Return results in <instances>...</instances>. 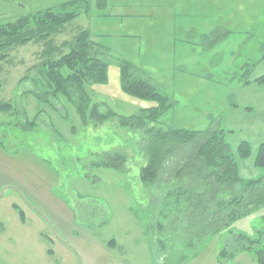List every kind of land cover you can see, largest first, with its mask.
Masks as SVG:
<instances>
[{
  "label": "rangeland",
  "instance_id": "1",
  "mask_svg": "<svg viewBox=\"0 0 264 264\" xmlns=\"http://www.w3.org/2000/svg\"><path fill=\"white\" fill-rule=\"evenodd\" d=\"M65 1L0 0V24ZM250 1L256 4L245 6L246 15L262 17L230 26L236 32L213 49L220 60L213 68L208 67L209 49L202 48L175 71L177 78L167 81L171 70L163 69L166 58L162 61L160 47L145 54L143 63L151 69L135 67L137 76L152 77L159 91L175 101L161 122L194 130L211 126L226 130L225 138L246 179L264 175V167L254 164L264 142V86L256 89L258 85L240 84L243 63L254 64L251 78L264 74V0ZM231 6L220 8L228 15ZM100 12L116 10L110 4L104 9L94 7L90 14L67 23L51 43L32 41L0 50V56L8 55L0 59V102L14 105L12 111H0V264H258L250 251H235L226 260H220L219 253L224 247L234 252L238 232L252 236L264 227V205L233 222L232 232L209 235L194 248L179 237H164L157 220L165 190L156 185L147 188L140 181V169L146 162L139 150L143 132L120 127L117 119L85 126L65 97L48 95L46 100L37 96L48 90L39 65L42 51L53 47L48 54L56 58L69 51L63 42L81 30L102 29L112 35L103 39L112 42V48L101 52L110 62L109 79L86 85L92 103L103 102L121 115L157 104L133 97L121 87L119 63H133L129 57L137 55L131 38L125 36L134 30L133 21L104 20L97 17ZM254 23V32H250ZM241 40H245L244 46H240ZM180 61L174 57L173 64ZM248 102L252 109L247 108ZM31 121L36 123L30 125ZM243 141L252 147L251 156L244 159L237 157ZM110 151L127 154L124 170L95 165ZM13 204L25 212V223ZM159 238L166 240L170 250L174 248L170 254H164ZM112 240L118 245L110 246Z\"/></svg>",
  "mask_w": 264,
  "mask_h": 264
},
{
  "label": "trees",
  "instance_id": "2",
  "mask_svg": "<svg viewBox=\"0 0 264 264\" xmlns=\"http://www.w3.org/2000/svg\"><path fill=\"white\" fill-rule=\"evenodd\" d=\"M105 4L106 0H72L0 24V50L32 41L51 43L67 23L82 14H90L93 7L103 8ZM215 35L219 36L216 32ZM63 45L69 51L56 58L48 54L52 53L53 47L42 51L43 61L39 65L48 90L37 93V96L46 100L48 95L65 97L75 106L85 126L117 119L120 127L143 132L139 150L146 155V162L140 169V181L147 188L156 185L165 190L160 199V219L157 220L159 233L184 239L187 247L194 248L209 235L215 236L225 230L232 232L233 222L264 205V175L249 179L241 175L237 158L225 138V129L211 126L194 130L161 122L163 114L175 106L173 97L159 91L151 77L137 76L135 66L128 60L119 63L122 90L157 104L131 115H121L103 102L92 103L86 85L107 82L110 62L101 56V48L96 46L88 29L81 30ZM7 57L3 54L0 59ZM253 65L248 63L242 68L240 80L244 85L256 83L264 86V74L251 78ZM13 108L11 101L0 102V111L9 112ZM28 123L34 125L36 121ZM251 154L250 143L241 142L237 157L244 159ZM127 162V154L110 151L104 153L95 165L124 170ZM254 164L264 167V142L258 148ZM167 175L169 180L163 181ZM13 207L25 223V212L17 204ZM165 221L168 224L165 225ZM235 240L234 252L224 247L219 253L220 260L233 258L235 251H250L255 254L258 264H264V227L257 228L252 236L238 232ZM109 244L112 245V241ZM158 244L166 255L174 249L170 250L163 238L158 239ZM164 254L162 257L166 259Z\"/></svg>",
  "mask_w": 264,
  "mask_h": 264
},
{
  "label": "crops",
  "instance_id": "3",
  "mask_svg": "<svg viewBox=\"0 0 264 264\" xmlns=\"http://www.w3.org/2000/svg\"><path fill=\"white\" fill-rule=\"evenodd\" d=\"M68 1L72 0L65 2ZM109 4L112 10H116V12L111 14L100 12L101 14L97 17L104 20L133 21L134 23V30L129 35H125L131 38L130 43L132 42L134 47L133 52L137 54L133 58L129 57L135 64L133 65L140 69L147 65L144 69H151V66L143 63L146 58L145 54L160 47L163 54L162 61L166 58L163 69L171 70L166 76L167 81L170 82L178 77L175 71L181 69L185 65V61L194 59L196 57L195 53L202 48L209 49L208 67L210 69L213 68V63L220 61L218 54L213 53V49L220 47L222 38H228L236 32L230 26H233V23L236 24V22L240 23L239 25L241 26V24L245 23V20L249 21V23L251 20L254 22L252 17L256 16L258 17L257 21H259L263 15H246L245 10L248 9L245 6L256 4V2L250 0H106V4L102 9L106 6L108 7ZM224 5H232L230 7L232 12L228 15L224 14L222 12L224 10L220 8V6ZM218 6L219 8H217ZM93 8L90 12L93 11ZM255 26L254 23L250 27L252 28L250 32H254L253 28ZM91 32L96 46L101 48L100 51H108L112 48V42L107 41V39L105 41L107 43L103 42V39L110 38L111 34L106 33L102 29ZM215 32L219 34V36L217 35L218 37H216ZM132 40L135 41L133 42ZM245 43V40H241L240 46H244ZM187 51L191 52V56L186 57ZM174 57L181 60L179 64H173ZM149 59L151 60V57ZM229 59H231V56ZM231 61L235 60L231 59ZM157 64L158 62L155 60V68L158 67ZM246 64L248 63H243L240 69L242 70ZM208 76L210 77L211 74H208ZM254 78L252 77V79ZM240 84L244 85L241 80ZM252 85L258 84L251 83L244 86L249 87ZM256 87V89H260L261 85ZM254 91L259 93L258 90ZM247 104L249 105L248 109L253 108L251 103L248 102ZM116 245H118V242L112 240V245L110 246Z\"/></svg>",
  "mask_w": 264,
  "mask_h": 264
}]
</instances>
